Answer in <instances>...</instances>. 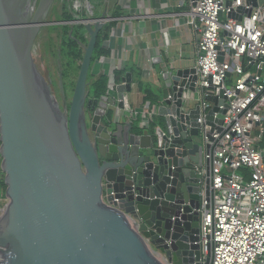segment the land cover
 Masks as SVG:
<instances>
[{"label":"water","instance_id":"obj_1","mask_svg":"<svg viewBox=\"0 0 264 264\" xmlns=\"http://www.w3.org/2000/svg\"><path fill=\"white\" fill-rule=\"evenodd\" d=\"M53 1L39 0L33 15L31 0L17 22L10 0H0V175L7 200L0 264H202L201 206L211 190L195 66L156 74L155 114L142 125L128 103L130 72L111 73L103 93L89 92L104 19L94 17L68 107L60 83L61 107L29 55L41 26L65 23L44 21ZM205 100L211 140L221 130L223 90ZM210 254L208 246L206 262Z\"/></svg>","mask_w":264,"mask_h":264},{"label":"built area","instance_id":"obj_2","mask_svg":"<svg viewBox=\"0 0 264 264\" xmlns=\"http://www.w3.org/2000/svg\"><path fill=\"white\" fill-rule=\"evenodd\" d=\"M253 2L191 0L186 20L196 39L200 134L209 145L203 152L211 191L201 206L202 264H264V0ZM240 10L248 13L240 19L228 16ZM220 89L225 113L221 130L210 133V140L203 123L211 103L205 96ZM130 111L147 125L155 107L146 103L140 113ZM0 191L1 214L7 200Z\"/></svg>","mask_w":264,"mask_h":264},{"label":"crops","instance_id":"obj_3","mask_svg":"<svg viewBox=\"0 0 264 264\" xmlns=\"http://www.w3.org/2000/svg\"><path fill=\"white\" fill-rule=\"evenodd\" d=\"M190 1L99 0L94 16L106 18L103 25L112 26L101 45L106 52L93 63L87 81L92 84L102 75L107 78L128 71L131 109L140 112L146 103L154 105V80L162 68L195 65L196 39L186 24ZM123 120H131L130 115L125 114Z\"/></svg>","mask_w":264,"mask_h":264},{"label":"rangeland","instance_id":"obj_4","mask_svg":"<svg viewBox=\"0 0 264 264\" xmlns=\"http://www.w3.org/2000/svg\"><path fill=\"white\" fill-rule=\"evenodd\" d=\"M30 2L31 0H26V3L23 4L22 0H10L13 15L17 22L20 21L21 16L24 14ZM65 2L68 4L67 7ZM98 3L99 0H54L47 11L44 21H60L57 20V16H62L65 11L73 15L72 20L65 21L63 24L67 28L66 35L61 38L56 29H50L52 25L42 26L35 32L30 42L29 55L39 72L50 84L52 90L56 92L61 107L63 106V101L59 90L60 83L63 84L68 107L75 89L80 64V61H76L74 64L69 63L70 61L66 54L67 48L63 45V40L67 42V35H70V32H73L75 28H80V30L84 32V37L86 39L84 47L87 45L90 38V31L87 27L94 29L96 25L94 13L96 12V15L100 9V7L98 8ZM81 15H84V17H81ZM80 19H82V21H77ZM75 20L77 22H73ZM58 25L59 24H56L54 26ZM78 47L83 54L84 47ZM233 80L234 76L231 79H227V85H230ZM88 86H90V82H88ZM237 172L241 173L242 170L239 169ZM244 178L247 179L248 175H245ZM2 187L0 186V189L4 190Z\"/></svg>","mask_w":264,"mask_h":264},{"label":"trees","instance_id":"obj_5","mask_svg":"<svg viewBox=\"0 0 264 264\" xmlns=\"http://www.w3.org/2000/svg\"><path fill=\"white\" fill-rule=\"evenodd\" d=\"M79 1V0H78ZM65 5L67 7L68 4ZM81 17H84V15H81ZM73 15L69 14L68 12H64L62 16H57V20L60 21H69L72 20ZM112 24L103 25V27L100 29V31L97 34L96 41L94 44L93 52H92V58L91 63L93 64L102 54L106 52V50L103 49L101 46L103 41L108 38L109 31ZM50 29H56L60 35V37H64L66 34V26L65 25H58V26H50ZM74 37V38H73ZM85 43L86 39L84 37V32L80 30V28H75L71 35H67V42L63 40V45L67 48V55L69 63L74 64L76 61H81L82 58V52L81 49H79L78 41ZM123 72L115 74L116 76L122 75ZM107 78L105 75L100 76L97 80L93 81L92 84H90L89 92L90 94L98 95L100 93H103L105 90ZM0 186L4 189V184L2 180L0 179ZM4 191V190H2Z\"/></svg>","mask_w":264,"mask_h":264},{"label":"flooded vegetation","instance_id":"obj_6","mask_svg":"<svg viewBox=\"0 0 264 264\" xmlns=\"http://www.w3.org/2000/svg\"><path fill=\"white\" fill-rule=\"evenodd\" d=\"M53 3V2H52ZM38 5H39V0H37V3H36V6H35V9H34V12H33V15L38 11L37 10V8H38ZM51 6V5H50ZM77 21H82V19H80V20H77ZM47 22V21H46ZM82 23V22H81ZM44 26H49V25H44ZM42 27V26H41ZM71 35V34H70ZM74 38V37H73ZM78 41V44H79V46H81V47H84V43H82V42H79V40H77ZM54 93H55V95L57 96V94H56V92L55 91H53Z\"/></svg>","mask_w":264,"mask_h":264}]
</instances>
